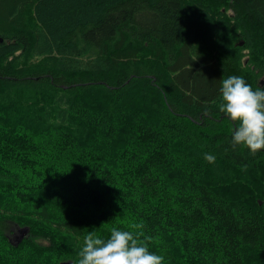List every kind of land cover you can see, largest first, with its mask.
Segmentation results:
<instances>
[{
	"label": "trees",
	"instance_id": "obj_1",
	"mask_svg": "<svg viewBox=\"0 0 264 264\" xmlns=\"http://www.w3.org/2000/svg\"><path fill=\"white\" fill-rule=\"evenodd\" d=\"M229 76L264 87V0H0V264H78L112 228L163 264H264Z\"/></svg>",
	"mask_w": 264,
	"mask_h": 264
},
{
	"label": "clouds",
	"instance_id": "obj_2",
	"mask_svg": "<svg viewBox=\"0 0 264 264\" xmlns=\"http://www.w3.org/2000/svg\"><path fill=\"white\" fill-rule=\"evenodd\" d=\"M219 111L234 125L232 147L247 148L254 157L264 150V87L255 90L243 77L221 79ZM204 159L215 163V156ZM78 264H163L164 257L128 231L112 228L107 238L91 232L84 237Z\"/></svg>",
	"mask_w": 264,
	"mask_h": 264
},
{
	"label": "water",
	"instance_id": "obj_3",
	"mask_svg": "<svg viewBox=\"0 0 264 264\" xmlns=\"http://www.w3.org/2000/svg\"><path fill=\"white\" fill-rule=\"evenodd\" d=\"M240 46H243V43H240ZM262 86L264 85V82L261 83ZM29 233V229L28 228H23L20 231L19 237H18V242H20L21 240H23V238ZM63 264H72L71 262H66Z\"/></svg>",
	"mask_w": 264,
	"mask_h": 264
},
{
	"label": "rangeland",
	"instance_id": "obj_4",
	"mask_svg": "<svg viewBox=\"0 0 264 264\" xmlns=\"http://www.w3.org/2000/svg\"><path fill=\"white\" fill-rule=\"evenodd\" d=\"M264 82V79L261 80V83ZM20 234V233H19Z\"/></svg>",
	"mask_w": 264,
	"mask_h": 264
}]
</instances>
